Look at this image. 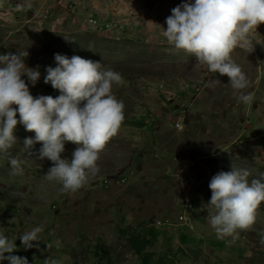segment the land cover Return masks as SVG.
<instances>
[{
    "label": "rangeland",
    "instance_id": "1",
    "mask_svg": "<svg viewBox=\"0 0 264 264\" xmlns=\"http://www.w3.org/2000/svg\"><path fill=\"white\" fill-rule=\"evenodd\" d=\"M185 2L194 0H0V54L28 51L25 64L41 73L34 86L22 77L34 97L60 95L44 83L59 53L119 72L124 83L112 92L125 105L99 173L76 192L46 179L47 158L27 159L23 175L13 176L0 155V234L16 244L5 256L29 264H264V202L235 243L217 238L206 209L221 171L245 169L249 181L264 182V23L250 33L254 51L231 54L250 80L253 101L244 104L226 75L167 43L166 18ZM213 79L221 83L206 87ZM179 116L182 128L174 126ZM14 135L9 155L25 161L23 142L35 133L18 123ZM64 146L61 158L71 159L77 145ZM164 218L170 228L154 226ZM35 227L39 242L25 250L19 237Z\"/></svg>",
    "mask_w": 264,
    "mask_h": 264
},
{
    "label": "clouds",
    "instance_id": "2",
    "mask_svg": "<svg viewBox=\"0 0 264 264\" xmlns=\"http://www.w3.org/2000/svg\"><path fill=\"white\" fill-rule=\"evenodd\" d=\"M171 11L163 32L167 43L192 54L209 72L226 75L238 101L251 103L253 95L246 91L250 80L231 54L237 48L247 53L254 51L250 33L264 23V0H194ZM28 55L27 50L0 54V155L8 157L13 176L23 175L22 164L27 159L47 158L53 166L45 174L46 179L60 184L61 192H76L99 173L100 154L125 118V105L112 92L114 85H123V77L100 62L57 53V66L46 68L44 83H51L60 95L34 97L22 77L26 76L34 86L41 73L39 66L30 68L25 64ZM220 83L213 79L205 86ZM18 123L35 133L34 139L23 142L28 153L25 161L9 155L17 142L14 130ZM66 141L77 145L71 159L61 158ZM36 143H42L38 154L30 151ZM249 176L248 170L232 167L210 180L212 195L206 209L218 239L231 237L230 242L235 243L238 230H250L256 222L258 208L264 202V182L249 181ZM41 232V227H35L19 237L25 250L34 247L33 241L39 242ZM260 243L264 245V235ZM15 250V241L0 234V261L29 264L26 257L5 256Z\"/></svg>",
    "mask_w": 264,
    "mask_h": 264
},
{
    "label": "built area",
    "instance_id": "3",
    "mask_svg": "<svg viewBox=\"0 0 264 264\" xmlns=\"http://www.w3.org/2000/svg\"><path fill=\"white\" fill-rule=\"evenodd\" d=\"M94 22L97 23L96 20H94ZM97 24H98V23H97ZM186 90H188V88H183L182 91L186 92ZM195 90L199 91V88H196V89L193 88V91H194V92H195ZM175 96H176V95H174L173 98H175ZM178 120H179V121H176V122L174 123V126H175L176 128H182L184 117H183V116H179V117H178ZM192 207H193V206H192L191 202H187V203H186V206H185L186 209H190V208H192ZM177 218H179V221H181V224H182V223H184V222L186 221L187 216H186V214L181 213V214H179V215L177 216ZM154 226H156V227H160V226L168 227L167 225H165V220H162V219H159L158 222L156 223V225H154ZM168 228H170V227H168Z\"/></svg>",
    "mask_w": 264,
    "mask_h": 264
},
{
    "label": "bare ground",
    "instance_id": "4",
    "mask_svg": "<svg viewBox=\"0 0 264 264\" xmlns=\"http://www.w3.org/2000/svg\"><path fill=\"white\" fill-rule=\"evenodd\" d=\"M95 24H96V22H95ZM96 25H98V24H96ZM100 26H101V25H100ZM162 220H165V225H167V226H169V225L171 224V221H170L169 218H164V219H162ZM157 222H158V220L155 222V225H156Z\"/></svg>",
    "mask_w": 264,
    "mask_h": 264
},
{
    "label": "crops",
    "instance_id": "5",
    "mask_svg": "<svg viewBox=\"0 0 264 264\" xmlns=\"http://www.w3.org/2000/svg\"><path fill=\"white\" fill-rule=\"evenodd\" d=\"M187 234V233H186Z\"/></svg>",
    "mask_w": 264,
    "mask_h": 264
}]
</instances>
